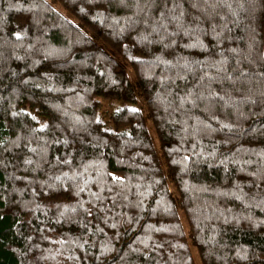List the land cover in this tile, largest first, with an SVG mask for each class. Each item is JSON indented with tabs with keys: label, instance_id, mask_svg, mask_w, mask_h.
I'll return each mask as SVG.
<instances>
[{
	"label": "trees",
	"instance_id": "1",
	"mask_svg": "<svg viewBox=\"0 0 264 264\" xmlns=\"http://www.w3.org/2000/svg\"><path fill=\"white\" fill-rule=\"evenodd\" d=\"M3 132L0 264H264V0H0Z\"/></svg>",
	"mask_w": 264,
	"mask_h": 264
},
{
	"label": "rangeland",
	"instance_id": "2",
	"mask_svg": "<svg viewBox=\"0 0 264 264\" xmlns=\"http://www.w3.org/2000/svg\"><path fill=\"white\" fill-rule=\"evenodd\" d=\"M55 8H56L57 10H59V11H63L62 8H61L60 6H56ZM67 17H68L69 19L73 20V18H72L71 16L67 15ZM73 21H74V20H73ZM5 135H6L5 132H3V133L0 135V144L3 143ZM171 191L174 192L173 188H171ZM183 221H184V218H183ZM184 222H185V221H184Z\"/></svg>",
	"mask_w": 264,
	"mask_h": 264
}]
</instances>
